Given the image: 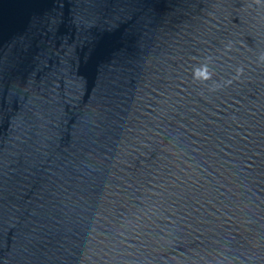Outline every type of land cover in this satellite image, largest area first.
I'll use <instances>...</instances> for the list:
<instances>
[{"label":"water","instance_id":"1","mask_svg":"<svg viewBox=\"0 0 264 264\" xmlns=\"http://www.w3.org/2000/svg\"><path fill=\"white\" fill-rule=\"evenodd\" d=\"M0 264H264V0H0Z\"/></svg>","mask_w":264,"mask_h":264}]
</instances>
